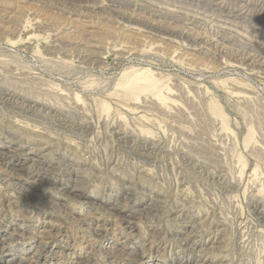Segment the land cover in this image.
Listing matches in <instances>:
<instances>
[{"label": "rangeland", "instance_id": "1", "mask_svg": "<svg viewBox=\"0 0 264 264\" xmlns=\"http://www.w3.org/2000/svg\"><path fill=\"white\" fill-rule=\"evenodd\" d=\"M149 1L0 0V264H264V6Z\"/></svg>", "mask_w": 264, "mask_h": 264}, {"label": "bare ground", "instance_id": "2", "mask_svg": "<svg viewBox=\"0 0 264 264\" xmlns=\"http://www.w3.org/2000/svg\"><path fill=\"white\" fill-rule=\"evenodd\" d=\"M151 1V0H150ZM149 1V2H150ZM179 1V0H178ZM220 1H222V0H220ZM234 1V0H233ZM245 1V0H244ZM249 1V0H248ZM230 2V1H229ZM228 2V3H229ZM247 2V1H246ZM257 4H262V6H264V0H257V1H255ZM253 3V2H252ZM222 4V3H221ZM227 4V3H226ZM230 4V3H229ZM246 4H248V2L246 3ZM256 4V5H257ZM235 6H236V4H234ZM233 5V6H234ZM240 5L242 6V3H240ZM239 5V6H240ZM244 5H245V3H244ZM253 5V4H252ZM218 6V5H217ZM232 6V7H233ZM147 7V6H146ZM223 7V6H222ZM227 6H225L224 8H226ZM248 7V6H247ZM255 7L256 6H254V8L253 9H255ZM223 8V9H224ZM240 8V7H239ZM242 8V7H241ZM243 8H244V6H243ZM258 8H260V7H258ZM227 9V8H226ZM262 9H263V7H262ZM222 10V9H221ZM234 10V9H233ZM238 10H240V9H238ZM242 10V9H241ZM244 11V10H243ZM252 11V10H251ZM262 11H264V10H262ZM261 11V12H262ZM232 12V11H231ZM240 12V11H239ZM261 12L259 11V13L261 14ZM237 13V12H236ZM241 13V12H240ZM243 13V12H242ZM246 13V12H245ZM254 13H255V11H254ZM225 14H227V13H225ZM224 14V15H225ZM239 14V13H238ZM248 14V13H247ZM253 14V13H252ZM256 14V16H258L257 15V13H255ZM121 15V14H120ZM214 15V14H213ZM233 15V14H232ZM249 15H250V13H249ZM262 15V14H261ZM235 16V15H234ZM233 16V17H234ZM246 16V15H245ZM9 17V16H8ZM230 17V16H229ZM238 17H239V15H238ZM247 17H248V15H247ZM246 17V18H247ZM240 18H242V17H240ZM245 18V17H244ZM261 18V17H260ZM264 19V18H263ZM247 20V19H246ZM8 21H9V19H8ZM235 21V20H234ZM258 21H259V19H258ZM20 22V21H19ZM125 22V21H124ZM235 22H237V21H235ZM8 23V22H7ZM244 23V22H243ZM135 25V24H134ZM241 25V24H240ZM246 25V24H245ZM253 25H255V24H253ZM3 27H4V25H2ZM12 28V27H11ZM262 28V27H261ZM260 28V29H261ZM264 28V27H263ZM14 29V28H13ZM167 30V29H166ZM7 31V30H6ZM14 31V30H13ZM90 32V31H89ZM100 32V31H99ZM171 32V31H170ZM4 33V32H3ZM6 33V32H5ZM84 34V33H83ZM175 35V34H174ZM67 37V36H66ZM65 37V38H66ZM179 37V36H178ZM185 39V38H184ZM87 40V39H86ZM181 41V40H180ZM86 42V41H85ZM83 44V43H82ZM95 45V44H94ZM99 45V44H98ZM89 46V45H88ZM90 46H92V45H90ZM101 47V46H100ZM85 52V51H84ZM79 53H81L80 51H79ZM97 53V52H96ZM50 54V53H49ZM48 55V54H47ZM36 85H37V83H36ZM9 91V90H8ZM5 94V93H4ZM13 94V93H12ZM18 94V93H17ZM21 94V93H20ZM15 96V95H14ZM17 96V95H16ZM16 98H18V97H16ZM22 98V97H21ZM29 98V97H28ZM25 99V98H24ZM10 101V100H9ZM17 101V100H16ZM16 103V102H15ZM23 104V103H22ZM36 104V103H35ZM26 107V106H25ZM73 108V107H72ZM21 112H23V111H21ZM65 116V115H64ZM57 119V118H56ZM11 123V122H10ZM19 123V122H18ZM13 125V124H12ZM84 125V124H83ZM7 126V125H6ZM14 126V125H13ZM32 126V125H31ZM62 126V125H61ZM85 126H86V124H85ZM23 127V126H22ZM22 127H18V128H22ZM27 127V126H26ZM72 127V126H71ZM8 128V127H7ZM14 129V128H13ZM17 129V128H16ZM23 129V128H22ZM28 131V130H27ZM44 131V130H43ZM74 131V130H73ZM21 132V131H20ZM29 133V132H28ZM34 133V132H33ZM36 133V132H35ZM34 133V134H35ZM22 134V133H21ZM26 134V133H25ZM31 134V133H30ZM76 134V133H75ZM24 135V134H23ZM44 135V134H43ZM33 136V135H32ZM56 136V135H55ZM59 136V135H58ZM28 137V136H27ZM38 137V136H37ZM65 137V136H64ZM41 139H43V138H41ZM41 139H38V143H39V140H41ZM66 139V138H65ZM70 139V138H69ZM37 140V138L35 139V141ZM42 142V141H41ZM47 142V141H46ZM44 143V142H43ZM45 144V143H44ZM58 144V143H57ZM47 146H48V144H46ZM65 145V144H64ZM70 147V146H69ZM67 148V147H66ZM144 148V147H143ZM67 150V149H66ZM140 153V152H139ZM15 154V153H14ZM47 155V154H46ZM141 155V154H140ZM5 156V155H4ZM144 156V155H143ZM137 157V156H136ZM3 158V157H2ZM137 159V158H136ZM6 161V160H5ZM147 162V161H146ZM39 163H40V161H39ZM32 164H33V160H32ZM35 164V163H34ZM33 166V165H32ZM34 166H37V165H34ZM28 167V166H27ZM30 167V166H29ZM40 167V166H39ZM21 169V168H20ZM42 169H43V167H42ZM19 170V169H18ZM31 170V169H30ZM36 170V169H35ZM50 170V169H49ZM5 171V170H4ZM29 171V170H28ZM34 171V170H33ZM21 172H22V170H21ZM60 172V171H59ZM40 173V172H39ZM45 173V172H44ZM26 174H27V172H26ZM41 174V173H40ZM43 174V173H42ZM31 176V175H30ZM28 177V176H27ZM31 178V177H30ZM10 179V178H9ZM142 179V178H141ZM4 180V179H3ZM43 180V179H42ZM142 181V180H141ZM144 181V180H143ZM146 182V181H145ZM83 187V186H82ZM151 208H153V207H151ZM172 209V208H171ZM206 218V217H205ZM165 221V220H164ZM205 226V225H204ZM194 229V228H193ZM199 230V229H198ZM194 231V230H193ZM157 235V234H156ZM163 238V237H162ZM155 239V238H154ZM196 247V246H195ZM192 248V247H191Z\"/></svg>", "mask_w": 264, "mask_h": 264}]
</instances>
